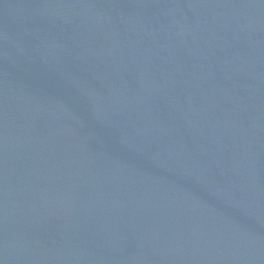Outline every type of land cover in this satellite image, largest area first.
Listing matches in <instances>:
<instances>
[{
    "label": "water",
    "instance_id": "water-1",
    "mask_svg": "<svg viewBox=\"0 0 264 264\" xmlns=\"http://www.w3.org/2000/svg\"><path fill=\"white\" fill-rule=\"evenodd\" d=\"M0 264H264V0H0Z\"/></svg>",
    "mask_w": 264,
    "mask_h": 264
}]
</instances>
